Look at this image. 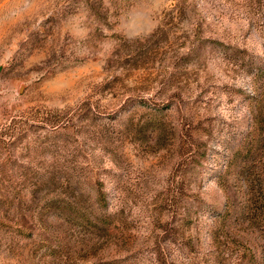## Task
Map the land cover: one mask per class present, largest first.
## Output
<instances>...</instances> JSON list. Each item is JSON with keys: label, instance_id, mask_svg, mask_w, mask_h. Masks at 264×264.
I'll list each match as a JSON object with an SVG mask.
<instances>
[{"label": "rangeland", "instance_id": "rangeland-1", "mask_svg": "<svg viewBox=\"0 0 264 264\" xmlns=\"http://www.w3.org/2000/svg\"><path fill=\"white\" fill-rule=\"evenodd\" d=\"M0 264H264V0H0Z\"/></svg>", "mask_w": 264, "mask_h": 264}]
</instances>
